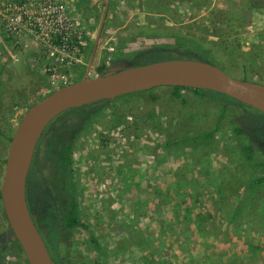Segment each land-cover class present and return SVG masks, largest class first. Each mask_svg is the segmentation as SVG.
<instances>
[{
    "label": "rangeland",
    "instance_id": "rangeland-1",
    "mask_svg": "<svg viewBox=\"0 0 264 264\" xmlns=\"http://www.w3.org/2000/svg\"><path fill=\"white\" fill-rule=\"evenodd\" d=\"M67 10L81 23L84 44L54 78L41 67L31 34L7 39L0 32V181L10 136L27 107L57 88L61 76L68 84L86 72L103 0H70ZM139 47L150 60L132 65L192 59L264 83V0H108L88 77L105 74ZM253 110L185 88L172 96L169 86H159L54 117L48 130L79 123L72 131L73 189L66 194L41 140L36 171L48 198L38 197L36 184L31 216L36 222L49 215L57 224L69 195L87 228L56 235L53 263L264 264V184L242 194L264 163V123ZM182 137L196 143L167 146ZM239 143L255 148L254 170L234 154ZM4 225L0 211V234ZM17 256L11 242L0 241L1 261L24 264Z\"/></svg>",
    "mask_w": 264,
    "mask_h": 264
},
{
    "label": "water",
    "instance_id": "water-1",
    "mask_svg": "<svg viewBox=\"0 0 264 264\" xmlns=\"http://www.w3.org/2000/svg\"><path fill=\"white\" fill-rule=\"evenodd\" d=\"M108 0L98 24L100 32ZM81 78L60 86L29 105L10 136L0 181V203L8 227L27 264H53L48 248L34 225L25 198V179L34 147L46 125L57 115L98 100L159 86L211 90L264 114V83L230 76L204 61L173 58L131 65L97 77Z\"/></svg>",
    "mask_w": 264,
    "mask_h": 264
},
{
    "label": "built area",
    "instance_id": "built-area-1",
    "mask_svg": "<svg viewBox=\"0 0 264 264\" xmlns=\"http://www.w3.org/2000/svg\"><path fill=\"white\" fill-rule=\"evenodd\" d=\"M70 0H5L0 3V32L12 39L31 34L39 44L41 67L49 73L68 68L84 44L81 23L69 15ZM66 85L61 76L60 87Z\"/></svg>",
    "mask_w": 264,
    "mask_h": 264
},
{
    "label": "trees",
    "instance_id": "trees-1",
    "mask_svg": "<svg viewBox=\"0 0 264 264\" xmlns=\"http://www.w3.org/2000/svg\"><path fill=\"white\" fill-rule=\"evenodd\" d=\"M149 1H152V0H149ZM254 2L258 3L259 0H254ZM164 4H166V3L161 2V5H164ZM228 12L230 13V11H226L225 13L227 14ZM236 14H237V12H236ZM223 24H226L225 21L223 22ZM141 48L140 47L137 48L136 52L134 51L133 54L129 57L123 58V59L121 58L120 59V62H121L120 65H116V66L112 65L113 66L112 69L107 70L105 73L113 72V71L118 70L120 68L132 65V63L135 64V62H137V61H143V60L149 61L150 59L145 58L147 52H144L143 48L142 49ZM242 79H245V78H242ZM169 87L171 88V95L176 96V97L178 96V89L185 88V89H188L197 95H206V94L208 95L209 94V95H212V96H215L218 98L226 97V98H228V100L230 99L233 102L239 103L238 101H236L230 97H227L226 95H223L221 93H217V92H214L211 90L193 89L190 87H180V86H169ZM54 89L55 88H52L49 92H51ZM103 100H107V99L98 100V101H95V102H92V103H89V104H86V105H83V106H80L77 108H70V109H67L66 111L69 113H72L74 110H79L83 107H86V106L91 105V104H95L96 102L103 101ZM225 101H227V100L225 99ZM239 104L244 105L242 103H239ZM244 107H249V106L244 105ZM249 108H251V107H249ZM251 109H253V108H251ZM257 112L261 115V117H259V120L264 123V114H262L259 111H257ZM121 117H124V115L122 114ZM233 130L236 133H239L241 131V129L238 127H234ZM198 137L200 138V135H198ZM191 139L194 140L193 137L176 138L172 141V143H168L167 146L177 147V146L183 145V144L189 145V144L196 143V141H193ZM105 141L106 140L102 137L101 142L103 143ZM197 142H199V141H197ZM46 152L48 155L51 156L52 164H54L59 170V173L62 177V180L64 181L63 184H64V190H65L66 194L67 193L70 194V191H72V189H73V185L71 182V179L73 177V166H72V160H71L72 159L71 144H68V142H67V140H65V138L60 139V140L53 139L52 141L49 142L47 149H46ZM234 154H236L238 159H240L242 162L247 163V165L250 169L254 170L255 164H256L255 158H254L255 148L253 147L252 144L244 143V144L238 145L237 149L234 151ZM258 164L261 166L262 175L254 174L253 176H251L249 178V180H247V182L244 184V186H245L244 189H242L243 190V192H242L243 196L245 195L246 191L251 192L254 188L259 187L260 185L264 184V163H258ZM165 193H163V194L165 195ZM189 198L191 199V197H189ZM67 200H68V205L63 209L62 213L58 216V221H57L58 223L57 224L54 221H52L51 219H49V215L48 216L44 215V216L38 218V220H36L37 221L36 223L34 222V225L37 228V230L40 233L43 240L45 237L43 236L42 231L40 230L39 227L42 223L45 224L46 235L50 238V240L53 241V243H51V244H46V242H45V245L48 248V251L51 250L52 253L54 252L53 254H51L49 252L52 259L54 256H56L55 251L52 250L53 247L56 245V243H55L56 235L65 233L67 230H69L75 226H82L84 228H87L86 223L83 220H81V218L78 215V210H77L74 199L68 195ZM0 211L2 213V217L5 220L4 228L2 229L1 234H0V241L2 243H4L5 241L11 242L13 247H14L15 253L21 257V260L23 261L24 264H27V262L23 256V253L20 250L18 243L12 234L11 229L7 225V222H6V219L4 217L3 210H2L1 203H0ZM50 213H52V210H50ZM201 223H202L201 221L195 222L196 228H198V230H200V231H201ZM90 241L95 243V244L97 243L96 240L93 239V237H90ZM96 245H98V244H96ZM96 249L99 250V246H97ZM18 256H17V258H18ZM56 260L57 259L55 258L54 261H56ZM0 264H6V263L2 260L0 262ZM145 264H147V262Z\"/></svg>",
    "mask_w": 264,
    "mask_h": 264
},
{
    "label": "flooded vegetation",
    "instance_id": "flooded-vegetation-1",
    "mask_svg": "<svg viewBox=\"0 0 264 264\" xmlns=\"http://www.w3.org/2000/svg\"><path fill=\"white\" fill-rule=\"evenodd\" d=\"M92 49H93V46L91 48V52H92ZM68 116H70V118H71L70 113L68 114ZM66 124H68V125H66L67 127L62 126V124H61V126H60L61 128L54 129V130L53 129L48 130L47 127H45L44 130L42 131L41 135L39 136V138L36 142V145L34 147V151L32 154V158H31L29 168L27 171V175H26V179H25V198H26L28 210L30 212V216H31V208H30L29 202L32 199L33 194L34 193H35V195L37 194V190H36L37 187L35 185L38 184V173L36 171L37 169H36V153H35L37 145L40 144L41 140L42 141L45 140L47 143L44 146V151H46L47 146H48L50 141H52L53 139L60 140V139L65 138V140H67L68 144H71V149H72V146H73V143L75 140L74 139L75 135L72 133V131L75 129L74 128L75 124L78 125L79 123L78 122L74 123V121H70V122L66 121ZM62 129H65L66 133ZM48 131H49V133H47ZM69 133H70V135H69ZM50 159H51V163H52L51 156H50ZM72 164H73V161H72ZM38 186H39V192H40V195H38V197L41 199L43 196L45 197L47 195V192L49 189L47 187H44V186H42V188H40V184H38ZM46 198H48V197L46 196ZM31 218H32V216H31ZM33 222H35V221L33 220ZM42 224H44V223H42ZM44 229H46V228H44ZM45 233H46V231H45ZM42 234L45 237L44 233H42Z\"/></svg>",
    "mask_w": 264,
    "mask_h": 264
}]
</instances>
